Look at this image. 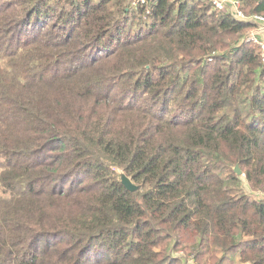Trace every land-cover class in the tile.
<instances>
[{
	"label": "trees",
	"instance_id": "16d2710c",
	"mask_svg": "<svg viewBox=\"0 0 264 264\" xmlns=\"http://www.w3.org/2000/svg\"><path fill=\"white\" fill-rule=\"evenodd\" d=\"M256 24L210 0H0V264H264Z\"/></svg>",
	"mask_w": 264,
	"mask_h": 264
},
{
	"label": "built area",
	"instance_id": "2783aa9c",
	"mask_svg": "<svg viewBox=\"0 0 264 264\" xmlns=\"http://www.w3.org/2000/svg\"><path fill=\"white\" fill-rule=\"evenodd\" d=\"M138 1V0H137ZM144 2L145 0H140ZM214 7L218 10H225L227 13H230L234 17L240 20H248L257 23V29L251 31L248 34V40L252 41L260 47L261 57L264 61V16L259 14L246 15L243 9L241 8V3L239 0H210ZM183 255L184 253L181 252ZM187 264H196L191 256L187 257Z\"/></svg>",
	"mask_w": 264,
	"mask_h": 264
},
{
	"label": "rangeland",
	"instance_id": "374dc122",
	"mask_svg": "<svg viewBox=\"0 0 264 264\" xmlns=\"http://www.w3.org/2000/svg\"><path fill=\"white\" fill-rule=\"evenodd\" d=\"M137 1V0H136ZM263 36V38H264V34L262 35ZM246 40L247 41H249L248 40V35L246 36ZM244 186H245V190L247 191V193H249L251 196H253V197H256V198H258V199H264V194L262 193V192H260V191H254V190H252L251 189V186L248 184V182L244 179ZM182 252V251H181ZM181 252H178V253H176V255L179 257V256H181V257H183L184 258V256L181 254ZM183 264H186L187 262V258L185 257L184 259H183Z\"/></svg>",
	"mask_w": 264,
	"mask_h": 264
},
{
	"label": "water",
	"instance_id": "95a60500",
	"mask_svg": "<svg viewBox=\"0 0 264 264\" xmlns=\"http://www.w3.org/2000/svg\"><path fill=\"white\" fill-rule=\"evenodd\" d=\"M235 171L238 175H241L242 174V170L240 168V165L237 164L235 166ZM122 182L123 184L131 191H135L138 189V186L135 185L132 180L125 174V173H122Z\"/></svg>",
	"mask_w": 264,
	"mask_h": 264
}]
</instances>
